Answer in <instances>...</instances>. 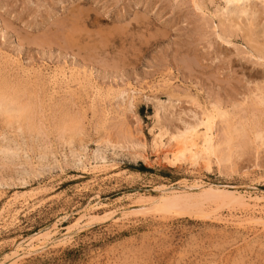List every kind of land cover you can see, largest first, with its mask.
Returning <instances> with one entry per match:
<instances>
[{
  "label": "rangeland",
  "instance_id": "obj_1",
  "mask_svg": "<svg viewBox=\"0 0 264 264\" xmlns=\"http://www.w3.org/2000/svg\"><path fill=\"white\" fill-rule=\"evenodd\" d=\"M225 4L223 0H0V78L13 87H1L0 79V91L13 96L17 92L18 103L29 100L24 104L37 108L30 111L32 123L15 117L11 126L0 116V140L16 151L0 154L6 162L0 166V260L15 241L26 244L55 220L60 236L80 212L85 214L83 221L67 239L35 246L12 261L7 257L5 264H264L263 225L238 224L236 216L246 215L226 194L219 195L224 201H205L202 210L160 212L147 204L161 193L159 189L196 192L212 184L260 196L258 207L264 208V146L257 152L252 145L236 148L242 153L233 157V163L219 169L211 163L206 170L171 165L149 148L153 130L161 125L172 130L180 124L168 111L184 117L193 102L208 108L209 101H216L228 110L232 122L246 124L247 130L264 128V107L249 101L256 82L264 80V63L252 57L255 47L264 53V0ZM69 69L83 72L85 83L72 80ZM108 88L136 92L129 110L124 104L117 107L115 91ZM151 98L170 99L174 106L168 114H155ZM68 123L77 132L64 130ZM107 132L121 143L144 140L148 156L143 159L135 154L138 149L124 144L123 148L99 144L106 161L95 170L68 157L79 145L89 153ZM41 150H47L42 157L45 170L37 166ZM17 161L36 168L23 176L24 183L11 166ZM14 211L15 219L10 220L8 214ZM256 213L264 218V212Z\"/></svg>",
  "mask_w": 264,
  "mask_h": 264
},
{
  "label": "bare ground",
  "instance_id": "obj_2",
  "mask_svg": "<svg viewBox=\"0 0 264 264\" xmlns=\"http://www.w3.org/2000/svg\"><path fill=\"white\" fill-rule=\"evenodd\" d=\"M211 1V0H210ZM226 4L228 2H236L239 0H223ZM262 1V0H261ZM191 2V0H190ZM225 4V5H226ZM206 5V4H205ZM224 5V6H225ZM229 6V5H228ZM259 6V5H257ZM197 7V6H196ZM261 7V6H260ZM248 8V6H247ZM257 8V7H256ZM202 9V8H201ZM227 10V9H225ZM256 11V10H254ZM225 12V11H224ZM228 12V11H227ZM245 12V11H243ZM212 13V12H211ZM240 13V12H239ZM230 14V13H229ZM228 15V14H227ZM205 16V15H204ZM215 17V16H214ZM229 17V16H228ZM226 18V17H225ZM207 19V18H206ZM224 19V18H223ZM222 19V20H223ZM221 20V19H220ZM225 21V20H224ZM232 21H236L233 20ZM259 21V20H258ZM222 22V21H221ZM237 22V21H236ZM244 22V21H243ZM235 23V22H233ZM225 24V23H223ZM208 25V23H207ZM217 25V24H216ZM227 25V23H226ZM229 25V24H228ZM235 26V25H234ZM217 27V26H216ZM236 27V26H235ZM233 27V28H235ZM219 28V27H218ZM230 28V25L229 27ZM231 27V29H233ZM237 28V27H236ZM235 30V29H234ZM237 30V29H236ZM235 30V31H236ZM238 31V30H237ZM222 32V31H221ZM228 33V32H227ZM235 33V32H234ZM218 37V35H216ZM225 38V37H224ZM226 39V38H225ZM228 39V38H227ZM264 39V38H263ZM223 42V41H222ZM226 42V41H225ZM255 43V42H254ZM251 47V45H250ZM256 51V54H254V57L256 60H259V62L264 63V53H260L259 50L256 49V47L254 48ZM249 54V53H248ZM252 54V53H251ZM250 54V55H251ZM252 54V55H253ZM7 56V55H6ZM12 58V57H11ZM4 59V58H3ZM9 60V59H8ZM6 61V60H5ZM7 62V61H6ZM255 62V61H254ZM257 62V61H256ZM7 64V63H6ZM258 64V63H256ZM17 65H19L17 63ZM16 65V67H17ZM21 65V64H20ZM19 65V66H20ZM262 65V64H260ZM4 65H2L3 67ZM60 66V65H59ZM8 67V66H7ZM11 68V67H10ZM61 69H63L60 66ZM59 68V69H60ZM77 68V67H76ZM3 69V68H2ZM1 69V70H2ZM8 70V68H5ZM18 69L20 70V68L18 67ZM12 70V69H10ZM51 70V69H50ZM70 70V69H69ZM67 70V71H69ZM82 70V69H81ZM80 70V71H81ZM14 71V70H13ZM22 71V68H21ZM20 71V72H21ZM55 71V70H54ZM53 71V72H54ZM63 71V70H62ZM66 71V72H67ZM71 73L69 74L71 76L72 74V80H76V82L78 83H85V74L80 73L79 71H77V69L74 71L70 70ZM3 72H5V70H3ZM61 73V72H60ZM11 74V73H10ZM27 74V73H26ZM59 74V73H58ZM25 75V74H24ZM1 76V75H0ZM13 76V74H12ZM56 76V75H55ZM19 77V76H18ZM62 77V76H61ZM28 78V77H27ZM43 78V77H41ZM56 78V77H55ZM64 78V77H63ZM89 78V77H88ZM1 80L3 79L0 78ZM70 79V77H69ZM0 80L1 85L4 83L3 79L2 81ZM23 80V79H22ZM67 80V79H66ZM65 80V81H66ZM8 81V80H7ZM28 81V80H27ZM71 81V80H70ZM68 82V81H67ZM259 84L260 82L257 81ZM256 82V88L255 91H251L252 95L250 96L249 94V101L255 105H262V107H264V80H261V84H257ZM17 84V82H15ZM13 82V85L15 84ZM29 83V82H28ZM34 83V82H33ZM33 83H31L33 85ZM40 83V82H39ZM43 84V83H41ZM47 84V83H46ZM71 84V83H70ZM8 85H12V84H8ZM6 85V83H4V86L2 85L1 87H6L8 86ZM23 85V83H22ZM21 85V86H22ZM74 85V84H73ZM79 86V84H77ZM250 85V84H249ZM20 85L18 83L17 88H15L16 90H18ZM37 86V85H36ZM82 86V85H81ZM80 86V87H81ZM87 86V85H86ZM170 86V85H169ZM253 86V85H252ZM11 88V86H8ZM16 87V86H15ZM41 87V86H40ZM66 87V86H65ZM127 87V86H126ZM21 88V87H20ZM37 88V87H36ZM71 88V87H69ZM172 88V87H171ZM15 89H13L15 91ZM40 89V88H39ZM72 89V88H71ZM109 89V88H108ZM134 89V88H131ZM6 90V88H5ZM107 90V89H106ZM113 90V89H112ZM112 90L109 89L108 92H111ZM8 91V89L6 90ZM21 91V90H20ZM23 91V90H22ZM30 91V90H29ZM68 91V90H67ZM115 91V92H114ZM171 91V90H170ZM16 92V91H15ZM105 92V91H104ZM114 92V99H115V104L117 105V107L123 106V104L125 105V107H131L132 103H133V95L136 93H134V90L131 91H127V89H117V90H113ZM17 93V92H16ZM13 96V94L11 95L10 93L7 94V92L5 91H0V116L3 117V119L5 120V123H9L10 125L12 123L15 122H11V120L13 118H17V117H22L27 120H30L29 123H32V114L30 113V111L32 112L33 110L37 109L36 107L31 110V106L28 107L26 104L24 103H28L30 98H27L28 102H25L22 104V102L18 103L16 101L21 99L20 96ZM23 93V92H22ZM21 93V94H22ZM23 93L24 94H27ZM106 93V92H105ZM173 93V92H172ZM69 94V92H68ZM108 93H106L107 95ZM174 94V93H173ZM240 94V93H239ZM18 95V93H17ZM28 95V94H27ZM30 95V94H29ZM71 95V94H69ZM72 95H74L72 93ZM247 95V94H246ZM31 96V95H30ZM35 96V94H34ZM113 96V95H112ZM170 96V95H169ZM26 97V95L24 96ZM73 97V96H72ZM244 97V96H243ZM248 97V95H247ZM246 97V98H247ZM19 98V99H18ZM35 98V97H34ZM150 98V97H149ZM155 98V97H154ZM241 98V97H240ZM33 99V98H32ZM113 99V98H112ZM113 99V100H114ZM146 99V98H145ZM153 99V98H151ZM169 99V98H168ZM177 99V98H176ZM235 99V98H234ZM245 99V98H243ZM26 100V98H25ZM26 100V101H27ZM31 100V99H30ZM143 100V99H142ZM153 106L155 108V114H157L158 112H166L169 109L173 108L174 104H172V102L170 103V99L167 102H162L159 101L158 99H153ZM191 100V99H190ZM213 100V99H212ZM242 100V99H241ZM246 100V99H245ZM33 101V100H32ZM100 102V101H99ZM111 102V101H110ZM248 102V101H247ZM34 103V101H33ZM32 103V104H33ZM41 103V102H40ZM199 103V102H198ZM197 102H193V109H189L187 113H184V117L185 115H187L188 118H184L183 116H181V112H177L173 115L172 111H168L169 114L172 115V117H174V119H176L177 121H179V125L177 127H174L172 130L171 128H169L170 130H168L167 126L163 127V125L158 127V130L153 132L152 131V138L151 141L149 140V148H151L154 151V154L156 157L160 155H162V159L165 160L167 163L171 164V165H177V164H185L186 166H197V167H201L206 169H209L210 164L214 163L215 166L217 167V169H219L223 164L226 163H230L232 162L233 157H235L237 154L240 155L241 153H238V149L236 150V148H242L245 147L246 145H252L254 150L257 152L258 149H260L261 146H264V128L262 127H255V128H251L249 130L245 129V125L246 124H241L240 123H236L235 122V117L231 119H235L233 120L234 122H232L230 120V116L228 117L227 115V111L228 110H224L222 108V106H220L221 104H219L216 101H209L208 102V108H203L200 107ZM240 103H242L240 101ZM239 103V104H240ZM244 103V102H243ZM249 103V104H250ZM31 104V105H32ZM37 104V103H36ZM177 104V103H176ZM192 104V103H191ZM43 105V104H42ZM34 107V104L32 105ZM191 106V107H192ZM234 106V105H233ZM251 106H253L251 104ZM256 107V106H255ZM259 107V106H258ZM106 109V108H105ZM196 109H200V111H197ZM235 109V108H234ZM242 109V108H241ZM240 109V110H241ZM255 110H259L258 108H254ZM253 109V110H254ZM129 110V108H128ZM180 110V109H179ZM252 110V111H253ZM264 110V109H263ZM184 111V110H183ZM249 111V110H248ZM35 112V111H34ZM42 112V111H41ZM254 112V111H253ZM36 113V112H35ZM33 113V115L35 114ZM39 113V112H38ZM64 113V112H63ZM167 113V112H166ZM165 113V114H166ZM167 113V114H168ZM251 113V112H250ZM31 114V115H29ZM160 114V113H159ZM122 115V114H121ZM120 115V116H121ZM125 115V114H124ZM32 116V117H31ZM156 116V115H155ZM167 116V115H165ZM236 116V114H235ZM31 117V118H30ZM168 117V116H167ZM20 118V119H22ZM70 118V117H68ZM164 118V117H163ZM171 118V117H170ZM242 118V117H241ZM262 118V117H261ZM35 119V118H34ZM76 119V118H75ZM74 119V120H75ZM79 119V118H77ZM76 119V120H77ZM165 119V118H164ZM240 118H238L237 120H239ZM15 120V119H13ZM23 120V121H24ZM27 120H25L27 122ZM80 120V119H79ZM159 120V119H158ZM17 121V119H16ZM69 121L71 122V120L69 119ZM69 121H66L64 123H67ZM162 121V120H161ZM174 121V120H173ZM11 122V123H10ZM20 122V121H19ZM18 122V124L20 125V123ZM23 123L24 124H26ZM35 122V121H34ZM41 122V121H40ZM69 122V123H70ZM73 122V121H72ZM71 122V124H72ZM122 122V121H121ZM160 122V120H159ZM176 122V121H175ZM238 122V121H237ZM38 123V122H37ZM68 123V124H69ZM76 122H74L75 124ZM79 125L81 122H78ZM124 123H126L124 121ZM161 123V122H160ZM244 123V122H243ZM252 123V122H251ZM66 124V125H68ZM71 124H69L70 126H67L64 128V130L66 128H68L67 130L72 131L71 133H75L77 131L76 128H73L71 126ZM178 124V123H177ZM260 124V123H259ZM9 125V127H10ZM35 125V124H34ZM63 125V124H62ZM61 125V126H62ZM77 125V123H76ZM78 125V126H79ZM82 125V124H81ZM244 125V126H243ZM12 126V125H11ZM26 126V125H25ZM33 126V124H32ZM31 126V127H32ZM36 126V125H35ZM59 126V125H58ZM128 127V125H126ZM18 127V126H16ZM28 127V126H26ZM30 127V125H29ZM34 127V126H33ZM32 127V129H33ZM75 127V126H74ZM157 127V126H156ZM170 127V126H169ZM172 127V126H171ZM13 128V127H12ZM15 128V127H14ZM22 128V127H21ZM79 128V127H78ZM129 128V127H128ZM17 129V128H16ZM20 129V128H18ZM24 129V128H22ZM28 129V128H26ZM38 129V127H37ZM63 129V126H62ZM30 130V128H29ZM35 130V129H34ZM100 130V129H99ZM130 131V129H127V131ZM152 130V128H151ZM33 131V130H32ZM37 131V130H35ZM80 131V129H79ZM97 131V130H96ZM108 131V130H107ZM18 132V131H17ZM61 132V131H60ZM151 132V131H149ZM40 133V132H39ZM65 133V132H64ZM63 133V134H64ZM86 133V132H85ZM81 134V133H80ZM3 135V134H2ZM20 135V134H19ZM75 135V134H74ZM102 135V134H101ZM100 135V136H101ZM132 135V134H131ZM150 135V136H151ZM117 136V135H116ZM94 137V136H93ZM99 137V136H98ZM4 138V137H3ZM30 138V137H29ZM16 139V138H15ZM79 139V138H78ZM99 139V138H98ZM125 139V138H124ZM124 139L122 140V142L124 141ZM57 140V139H56ZM60 140V139H59ZM68 140V139H66ZM64 140V142L66 141ZM138 140V139H137ZM3 139L0 140V154H6V153H16L14 147L9 146L8 145H4L2 143ZM8 141V140H7ZM61 141V140H60ZM63 141V140H62ZM61 141V142H62ZM84 141V140H83ZM96 147L91 149L89 151V153H87V151L85 152V147L82 145H79L78 148L75 149H70L69 152V156L71 158V160L73 162H76L78 164L83 165L84 163H87L91 169H94L102 166L105 164L106 161V155L104 153V151H102L99 147V144H103V146L107 145L112 147H116L117 148L120 146H122L121 144H124L125 146H129L131 148L138 149L137 151H135L136 155L145 159L148 155H147V151L146 149H148L146 143L144 140L141 139V141H137L134 142L131 141L129 142V144L127 145L126 141H124L123 143L120 142V140H118L117 138H112L111 134L109 132L105 133V135H103V137L101 136L99 141H96ZM11 143V142H10ZM18 143V142H17ZM39 143V142H37ZM12 144V143H11ZM74 145V144H73ZM17 146V145H15ZM24 146V145H23ZM139 146V148H138ZM58 147V146H57ZM70 147V146H69ZM137 147V148H136ZM103 148V147H102ZM123 148V146L121 147ZM45 149V148H44ZM55 149V148H54ZM129 149V148H128ZM40 150V149H39ZM123 150V149H122ZM240 150V149H239ZM243 150V148H242ZM47 151V150H46ZM44 150L39 151V156L37 158V166L39 167V169H44L46 165V163H44L42 160L43 154L46 152ZM150 151V150H149ZM116 152V151H114ZM47 153V152H46ZM49 153V152H48ZM65 154V153H64ZM132 154V153H131ZM38 155V154H37ZM45 155V154H44ZM60 155V154H59ZM111 155V154H110ZM237 155V156H238ZM29 156V155H28ZM49 156V155H48ZM1 157V156H0ZM20 157V156H19ZM239 157V156H238ZM23 158V157H22ZM66 158V157H65ZM236 158V157H235ZM60 159H63V157H61ZM20 160V159H19ZM27 160V159H26ZM15 161V160H14ZM55 160H51V162H54ZM57 161V160H56ZM65 161V159H64ZM5 160L3 157H1L0 159V166L5 165ZM233 163V162H232ZM34 164V163H33ZM8 166V165H7ZM11 166L14 170V172L17 175V179L20 180L22 183H24V179L23 176H26L30 173H32L35 167H31L30 165L25 164L24 162H14L11 163ZM36 166V165H35ZM49 166V165H48ZM85 166V165H84ZM37 167V168H38ZM104 167V166H103ZM105 168V167H104ZM103 168V169H104ZM36 169V168H35ZM53 169V168H52ZM45 170V169H44ZM97 170V169H96ZM12 171V170H11ZM6 173V172H5ZM38 173H40L38 171ZM33 174V173H32ZM20 183V182H19ZM2 184V183H0ZM6 184V183H5ZM201 184V183H199ZM8 185V184H7ZM205 185V184H204ZM198 186V184H197ZM165 191V192H163ZM159 193L157 196H151V198L148 199L147 204L149 205V207L151 209H153V211H160V212H169V211H182V212H186L188 211L187 209L189 207H193L194 209H199L201 208L202 210V206L205 203H207V201H218L221 200L219 199V195L220 194H226L225 196L230 198L229 200L235 202V203H239L242 208H240V211H244V216L243 218H236L234 220H237L236 222L238 224H242L244 225V223H254V222H260L261 226L263 225L264 227V218H261V216H256L254 215V212L258 213V214H262L264 212V208H260L259 206V201L262 197L257 196V195H250L248 193H239L235 190H230L227 189L225 187H221V186H217V185H212V184H207L205 186H200V188L196 191V192H184V191H175V190H169V189H159ZM196 193V194H195ZM16 195L11 196L12 201L15 199ZM224 201V199H222ZM10 201H7L5 207L7 208L6 211H8L9 208V204ZM15 202V201H14ZM221 203V202H220ZM263 206V205H262ZM3 207V206H2ZM4 207V208H5ZM264 207V206H263ZM91 208V207H90ZM3 210V209H2ZM10 212V211H9ZM17 213V211H14L13 213L8 214V217H10V220L15 219V214ZM128 212H126L125 214H127ZM179 213V212H178ZM181 213V212H180ZM242 213V212H241ZM256 213V214H257ZM112 215V213H109V215ZM84 213H78L77 217H75V219L69 223L68 225L64 226V230L65 232L63 234H61L60 236L57 237L56 234V229H57V225H58V221H54L52 224L48 225L47 227L37 231L33 236L30 237L29 241L26 244H23L21 242H14L11 247L8 249L7 252H5L3 254V258L4 260H6L7 257H9L12 261L13 259L23 256L24 254L32 251L35 246H46L48 244H50L51 241L57 243H61V241H63L67 236H69V234H71L72 232H74L75 230H77V228H79V223L81 221H83V217H84ZM232 215V214H231ZM241 216V215H240ZM219 217V216H218ZM222 218V217H221ZM225 218V217H224ZM232 218H230L231 220ZM260 219V220H259ZM222 221V220H220ZM235 222V223H236ZM231 223V222H230ZM251 223V224H252ZM259 224V225H260ZM233 225V224H232ZM235 225V224H234ZM249 225V224H248ZM253 225V224H252ZM236 226V225H235ZM241 228V227H239ZM250 228V227H249ZM253 228V227H251ZM243 229V227H242ZM251 232V231H250ZM67 239V238H66ZM21 243V244H20ZM4 260H0V264H5Z\"/></svg>",
  "mask_w": 264,
  "mask_h": 264
},
{
  "label": "trees",
  "instance_id": "obj_3",
  "mask_svg": "<svg viewBox=\"0 0 264 264\" xmlns=\"http://www.w3.org/2000/svg\"><path fill=\"white\" fill-rule=\"evenodd\" d=\"M139 170H145V167H143L142 165H139Z\"/></svg>",
  "mask_w": 264,
  "mask_h": 264
}]
</instances>
